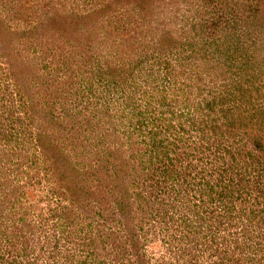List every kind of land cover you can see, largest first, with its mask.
I'll list each match as a JSON object with an SVG mask.
<instances>
[{
	"label": "rangeland",
	"instance_id": "rangeland-1",
	"mask_svg": "<svg viewBox=\"0 0 264 264\" xmlns=\"http://www.w3.org/2000/svg\"><path fill=\"white\" fill-rule=\"evenodd\" d=\"M0 264H264V0H0Z\"/></svg>",
	"mask_w": 264,
	"mask_h": 264
},
{
	"label": "trees",
	"instance_id": "trees-1",
	"mask_svg": "<svg viewBox=\"0 0 264 264\" xmlns=\"http://www.w3.org/2000/svg\"><path fill=\"white\" fill-rule=\"evenodd\" d=\"M261 23H262V21L260 20L257 22V25H262Z\"/></svg>",
	"mask_w": 264,
	"mask_h": 264
}]
</instances>
